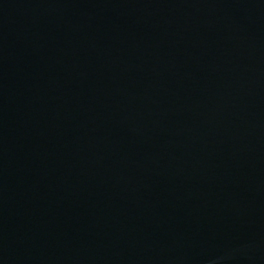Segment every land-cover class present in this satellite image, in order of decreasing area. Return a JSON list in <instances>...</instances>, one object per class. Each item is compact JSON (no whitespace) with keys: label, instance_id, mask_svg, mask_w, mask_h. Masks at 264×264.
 I'll use <instances>...</instances> for the list:
<instances>
[{"label":"water","instance_id":"95a60500","mask_svg":"<svg viewBox=\"0 0 264 264\" xmlns=\"http://www.w3.org/2000/svg\"><path fill=\"white\" fill-rule=\"evenodd\" d=\"M0 264H264V0H0Z\"/></svg>","mask_w":264,"mask_h":264}]
</instances>
